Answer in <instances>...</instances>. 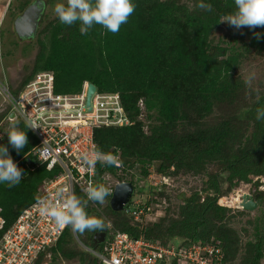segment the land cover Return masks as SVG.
<instances>
[{"label": "trees", "instance_id": "16d2710c", "mask_svg": "<svg viewBox=\"0 0 264 264\" xmlns=\"http://www.w3.org/2000/svg\"><path fill=\"white\" fill-rule=\"evenodd\" d=\"M30 2L21 4V10ZM134 2V13L116 33L95 25L87 35H81L79 24L63 25L56 16L42 18L32 68L17 87L11 85L12 92L19 93L37 72L52 71L56 92L77 93L84 81H89L100 92L120 94L132 123L96 128L94 138L102 153L114 154L119 150L122 167L102 166L99 162L94 186L109 189L102 179L104 174L114 176L117 181L127 180L126 175H131L128 180L137 190L131 172L136 168L146 182L141 190L148 194L143 198L155 204V208L163 204L167 207L159 221L149 224L135 220L125 211L113 210L112 193L103 204L87 201L86 212L104 220L103 231L107 236L111 230H120L134 238L143 237L163 245L212 244L221 249L222 264H261L264 211L246 221L252 230L243 239L230 209L219 205L218 199L225 194L224 181L231 189L240 182H252V177L257 176L255 184L259 187V177L264 175V121L255 118L257 108H264V94L250 102L246 81L237 75L253 49L264 50V26L245 28L246 35L232 37L234 42L229 41L230 45L225 46L215 43L213 35L223 22L220 20L232 12L233 0H204L211 5V11L199 8L200 0ZM229 28L236 30L230 25ZM254 32H260L261 39L257 40ZM245 36L249 41L245 42ZM10 111L8 105L0 120L8 117ZM144 112L147 123L141 119ZM13 124L26 131L28 143L20 152L8 143V136L0 143L8 147L24 174L16 186L0 184V217L4 220L0 239L22 210L36 200L43 181L60 171L58 167L48 169L45 165L30 171L23 157L37 139L20 119ZM155 164L156 172L171 176L174 182L179 175H207L204 200L201 192L194 191L183 194V202L174 207L173 184L161 190L147 184L146 177ZM209 166L227 174L226 179L210 172ZM77 196L87 200L81 192ZM259 197L264 203V192ZM108 222L112 224L111 229ZM93 234L89 231L87 244L83 243L103 249L104 243L97 245ZM73 237L67 228L48 253L39 256L36 264L48 263L47 255L53 264H60L58 261L62 258H77L79 264H101L78 247ZM172 264L178 263L173 260Z\"/></svg>", "mask_w": 264, "mask_h": 264}, {"label": "built area", "instance_id": "2783aa9c", "mask_svg": "<svg viewBox=\"0 0 264 264\" xmlns=\"http://www.w3.org/2000/svg\"><path fill=\"white\" fill-rule=\"evenodd\" d=\"M90 84L84 81L77 93L56 92L54 73L39 71L14 94L9 83L0 80V91L11 107L10 113L15 112L16 119L24 123L26 118L35 119L40 126L30 129L37 142L23 157L26 167L30 171L42 165L60 169L57 176L43 181L36 200L22 210L1 237L0 264H36L39 256L48 253L67 228L76 235L70 226H57L51 216L41 213L37 201L46 198L62 204L70 195L77 196V192L87 198L86 190L97 183L99 161L89 168L82 157L99 151L95 129L132 123L118 92H100L96 88L89 105ZM112 155L116 157L115 165L122 167L119 150ZM148 182L151 188L161 190L163 186H171L173 178L150 171ZM114 186L109 187V193H113ZM61 189L65 191L58 197ZM154 209L155 204L133 194L123 211L143 221L153 215ZM3 224L0 217V228ZM111 227L108 222V228ZM80 243L101 264H172L173 260L178 264H222L223 258L221 249L212 244L163 245L143 237L134 238L120 230H111L105 236L101 250Z\"/></svg>", "mask_w": 264, "mask_h": 264}, {"label": "rangeland", "instance_id": "374dc122", "mask_svg": "<svg viewBox=\"0 0 264 264\" xmlns=\"http://www.w3.org/2000/svg\"><path fill=\"white\" fill-rule=\"evenodd\" d=\"M27 1L33 2L35 0H0V80L5 82L7 81L10 87L12 84L14 87H17L22 82L25 73L29 72L32 68L34 58L38 51V32L32 40H21L18 38L14 30V20L19 14L22 13L20 5ZM186 1L188 3L194 2V0ZM46 2L47 3L42 18L51 19L55 17V13L53 11L54 5L58 2H61V0H53L52 3L46 0ZM245 28L247 27H243L239 30H231L227 22H222L221 26L214 32V42L222 43V45L225 46L230 45L227 42L232 41L231 43H233L234 41L232 40V37L236 36L237 38H240V36L246 35ZM39 29L40 28H38V30ZM244 40L247 42L249 41V38L245 36ZM237 75L241 76L242 79L246 81V96L248 97L249 101L255 102L259 95L264 94V50L262 52H258L257 50L253 49L237 70ZM8 105L7 99L0 91V115H3L5 109H8ZM141 119L144 120L145 123L148 122L145 112L141 116ZM13 122L14 121L7 117H2L0 120V143L7 137V132L12 129ZM216 169V167L214 168L213 166H209L210 172L218 173V175H220V177L225 180L227 174L215 171ZM136 170L137 169L134 168L131 171L134 173L133 178L137 182V190L135 188L134 195L136 197H145L148 193H142L143 191L141 188L146 184V182ZM150 171L158 173L156 172V164L150 167ZM126 177L127 180L124 181H130L128 179L132 178L131 175H126ZM252 178V182H240L231 189L229 188V184L224 181L222 185V191L225 194L218 199L219 205L228 207L230 209V215L232 216L231 218L233 221H235V226L238 227L243 239H245L244 235L250 229V225L246 221L259 217L264 211V203H262V201L259 202L258 206L254 207L252 210H245L240 206V201L242 202L243 194L249 193L254 194L255 197H258L261 195V192H264V175L259 177V187H257L255 184V181L258 179V177L253 176ZM102 179L108 187H111L118 182L114 176L108 174H104ZM146 181H148V176L146 177ZM207 181L208 176L204 174L179 175L175 179V182L173 179V185L171 186L173 189V206L177 207L178 204L183 202V194L189 195L194 191L201 192L202 200H204L207 193L205 192V189L208 185ZM148 183L149 182H147V184ZM166 207L167 205L163 204L158 206V208H155L153 215L149 218H146L144 223L149 222V224H152L156 221H159L160 217L164 215V209H166ZM240 213H242V215ZM103 217L106 218V213L104 211ZM244 228L247 229L244 230ZM251 230L252 229L249 231ZM88 232L89 231H85L83 234H73L76 245L78 247H82L81 249H85V247L81 245L80 242H85L87 244ZM45 258L48 264H53L50 261L49 255H47ZM58 262H60V264H79L77 258L72 260H65L62 258V260ZM261 264H264V260L261 262Z\"/></svg>", "mask_w": 264, "mask_h": 264}, {"label": "clouds", "instance_id": "9594fccd", "mask_svg": "<svg viewBox=\"0 0 264 264\" xmlns=\"http://www.w3.org/2000/svg\"><path fill=\"white\" fill-rule=\"evenodd\" d=\"M43 3V0H41ZM234 8L220 21L227 22L231 27L239 30L243 27L249 29L264 26V0H233ZM134 0H61L54 5L53 11L58 21L67 26L79 24L81 35H87L95 25H100L108 32L116 33L122 24L128 22L135 11ZM198 7L211 11V5L200 0ZM257 40L261 39L260 32H254ZM256 120L264 121V108H257ZM26 129L40 128L35 119H27ZM8 143L17 152H20L28 143L26 131L21 130L18 124H13L7 132ZM82 159L89 168H94L99 161L101 165L114 166L116 157L112 154L94 151L91 155L85 154ZM23 174V169L17 166L9 154L6 145L0 144V184L8 187L18 185ZM64 189L57 194L62 197ZM109 191L104 186H90L86 190L87 200H81L76 195H70L62 204H56L48 199H39L41 213L51 216L57 226H70L71 229L83 234L85 231L96 232L105 229V222L98 217L89 216L86 212L87 201L103 204L109 196Z\"/></svg>", "mask_w": 264, "mask_h": 264}, {"label": "water", "instance_id": "95a60500", "mask_svg": "<svg viewBox=\"0 0 264 264\" xmlns=\"http://www.w3.org/2000/svg\"><path fill=\"white\" fill-rule=\"evenodd\" d=\"M46 3V0H43V3L41 2V0H35L29 3V5L22 11V13L15 18L14 30L19 39L32 40L36 36L42 16L45 11ZM95 90L96 86L91 83L88 90L89 105L91 96ZM9 119L12 121L16 120L15 112H11L9 114ZM134 191L135 187L132 181H121L116 183L112 196L110 198V205L112 209L119 212L123 211L125 205L133 197ZM259 202H261L260 198L254 200V197L251 194L245 193L242 196V202L240 203V206L245 210H252L259 204ZM90 216L97 217L95 213H91ZM105 236L106 233L104 231H96L93 234L92 239L98 245L104 242Z\"/></svg>", "mask_w": 264, "mask_h": 264}, {"label": "flooded vegetation", "instance_id": "af4514ba", "mask_svg": "<svg viewBox=\"0 0 264 264\" xmlns=\"http://www.w3.org/2000/svg\"><path fill=\"white\" fill-rule=\"evenodd\" d=\"M251 195L254 197V200H257V199L260 198L259 196H258V197H255L254 194H251ZM257 206H258V205H257ZM257 206H256V207H257Z\"/></svg>", "mask_w": 264, "mask_h": 264}, {"label": "crops", "instance_id": "0c3cea01", "mask_svg": "<svg viewBox=\"0 0 264 264\" xmlns=\"http://www.w3.org/2000/svg\"><path fill=\"white\" fill-rule=\"evenodd\" d=\"M10 114V113H9ZM9 116V115H8ZM8 118V117H7ZM48 264V263H47Z\"/></svg>", "mask_w": 264, "mask_h": 264}, {"label": "bare ground", "instance_id": "6f19581e", "mask_svg": "<svg viewBox=\"0 0 264 264\" xmlns=\"http://www.w3.org/2000/svg\"><path fill=\"white\" fill-rule=\"evenodd\" d=\"M240 203H241V201H240Z\"/></svg>", "mask_w": 264, "mask_h": 264}]
</instances>
